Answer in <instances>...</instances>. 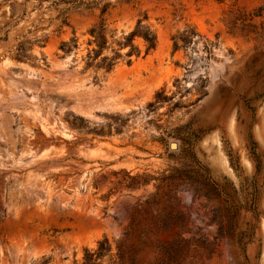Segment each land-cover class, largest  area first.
<instances>
[{"label":"rangeland","instance_id":"374dc122","mask_svg":"<svg viewBox=\"0 0 264 264\" xmlns=\"http://www.w3.org/2000/svg\"><path fill=\"white\" fill-rule=\"evenodd\" d=\"M138 20L155 49L85 69L92 26ZM132 220L144 258L183 232L216 251L182 264H264V0H0V264H82Z\"/></svg>","mask_w":264,"mask_h":264},{"label":"trees","instance_id":"16d2710c","mask_svg":"<svg viewBox=\"0 0 264 264\" xmlns=\"http://www.w3.org/2000/svg\"><path fill=\"white\" fill-rule=\"evenodd\" d=\"M107 8L108 4H106L105 10ZM89 31L94 38L90 43H94L95 46L87 54L85 69L93 67L102 69L106 73L111 72L123 56L120 50L126 47L130 48L126 52V56H139L140 50L134 44L136 36L142 37L146 41L148 51L155 49L157 44L156 34L148 26H143L141 20H138L137 26L133 31L125 35L122 40L117 41L119 48L112 47V42H110L108 37L107 26L104 22L92 26ZM77 47L76 38H72L71 41H63L60 45V49L65 54H70ZM175 47H178L177 41L175 42ZM23 49L21 46L19 50L24 51ZM106 49H110L112 55H105L104 51ZM128 63H131V59H128ZM157 98L160 101L161 93L157 95ZM150 105H154V103H150ZM180 221H184L183 215L165 218L162 223L165 227H168ZM134 223L135 220H132L130 229L123 232L125 237L117 240L116 250H114L111 241L106 236L98 241L96 249L86 248L82 264H103L106 259L109 260V264H182L186 257L192 258L191 253H202L203 256L210 258L216 251V242H212L203 236L197 238L192 236L185 237L184 233L181 232L166 242L152 240L155 243L154 254L149 258H144L141 255L142 247L140 244L127 242L128 237L133 232L132 226ZM148 239L149 237L146 234L140 235L141 243L145 244Z\"/></svg>","mask_w":264,"mask_h":264},{"label":"water","instance_id":"95a60500","mask_svg":"<svg viewBox=\"0 0 264 264\" xmlns=\"http://www.w3.org/2000/svg\"><path fill=\"white\" fill-rule=\"evenodd\" d=\"M172 146L175 147V146H174V143L172 144Z\"/></svg>","mask_w":264,"mask_h":264},{"label":"bare ground","instance_id":"6f19581e","mask_svg":"<svg viewBox=\"0 0 264 264\" xmlns=\"http://www.w3.org/2000/svg\"><path fill=\"white\" fill-rule=\"evenodd\" d=\"M174 146H175V144H174Z\"/></svg>","mask_w":264,"mask_h":264}]
</instances>
